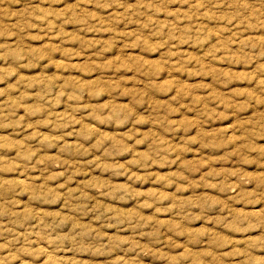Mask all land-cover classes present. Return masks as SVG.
<instances>
[{
  "label": "rangeland",
  "instance_id": "1",
  "mask_svg": "<svg viewBox=\"0 0 264 264\" xmlns=\"http://www.w3.org/2000/svg\"><path fill=\"white\" fill-rule=\"evenodd\" d=\"M0 264H264V0H0Z\"/></svg>",
  "mask_w": 264,
  "mask_h": 264
}]
</instances>
